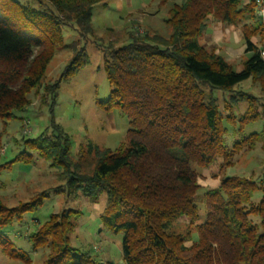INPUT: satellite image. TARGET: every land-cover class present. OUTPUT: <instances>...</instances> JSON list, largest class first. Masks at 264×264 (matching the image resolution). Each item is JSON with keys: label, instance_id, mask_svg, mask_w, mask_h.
Masks as SVG:
<instances>
[{"label": "trees", "instance_id": "trees-1", "mask_svg": "<svg viewBox=\"0 0 264 264\" xmlns=\"http://www.w3.org/2000/svg\"><path fill=\"white\" fill-rule=\"evenodd\" d=\"M46 1L49 8L0 0V119L5 123L15 112L30 107L29 96L43 83L56 53L70 48L64 44L62 27L75 24L81 35L93 34V9L106 0ZM250 1L252 7L246 9L241 8L243 0H182L167 19L172 28L168 39L132 36L130 43L111 50L104 64L111 92L101 106L108 112L119 109L130 124L126 142L117 149L88 146L74 162L71 141L58 125H53L50 135L43 133L25 142L28 150L63 171L69 193L82 189L94 203L106 194L102 224L124 234L125 264H264V173L258 182L223 178L217 188L204 194L206 217L198 224L197 168H210L222 159L223 169L244 145L253 148L264 138L263 125L260 133L227 147L224 122L243 130L261 120L257 98L241 94L249 106L237 121L232 110L224 117L213 94L204 91L209 87L228 92L252 80L261 87L264 107V57L252 40L261 33L260 26L243 28L250 57L240 71L199 43L211 15L228 25L255 19L250 14L256 0ZM73 51L59 80L47 89L53 104L60 83L89 63L84 47ZM90 155L92 170L85 172L81 164ZM33 159L24 151L8 164L32 163ZM5 165H0V173ZM257 192L262 197L256 203ZM46 197L42 193L15 208L0 205V249L9 257L30 261L1 229L21 222ZM77 214L71 210L51 214L29 236L35 249L51 247L46 264H104L70 247ZM181 218L189 223L177 232L175 223Z\"/></svg>", "mask_w": 264, "mask_h": 264}, {"label": "rangeland", "instance_id": "rangeland-1", "mask_svg": "<svg viewBox=\"0 0 264 264\" xmlns=\"http://www.w3.org/2000/svg\"><path fill=\"white\" fill-rule=\"evenodd\" d=\"M24 4L46 8L51 5L46 0H21ZM182 0H106L95 5L92 16L93 34L83 36L75 24L62 27L64 44L68 49L59 50L48 66L47 75L41 86L30 94L31 105L24 112H15V117L3 122L0 119L2 145L0 165L7 163L0 173V205L15 208L28 203L42 193H47L43 205L28 212L21 222L1 229L14 244L19 254L27 255L29 262L11 258L0 249V264H46L52 249L48 245L35 249L29 236L40 229L51 214H62L68 210L78 212L75 229L69 235L70 247L86 252L96 263L125 264L122 242L123 233H114L103 227L101 216L106 206V194L98 202L83 195L82 189L69 193L67 178L63 171L52 167L50 160L38 156L25 147L28 139H36L43 133L51 134L53 125H58L66 133L72 144L71 156L78 161L82 148L98 146L115 150L127 140L130 129L129 119L119 109L108 112L101 106L107 102L111 86L104 71L105 59L111 50L130 43L132 36L168 39L172 28L167 24L170 11ZM263 2V3H262ZM252 7L250 0H243L241 8ZM253 13L255 19L243 20L237 25H228L221 17L211 15L205 31L199 39L208 51L222 56L236 71L250 57L246 52L243 28L258 24L261 33L253 37V43L264 51V0H256ZM249 15V16H250ZM84 47L89 63L72 78L62 81L53 104L48 87L56 83L74 57V48ZM207 95L213 94L223 116L232 110L237 121L249 106L241 94L257 98V108L261 120L246 126L243 130L224 122L228 130L225 144L231 148L252 133H260L264 125L262 91L258 83L247 80L237 84L232 91L211 90L205 87ZM233 97H235L233 99ZM28 151L34 159L32 163H11L19 153ZM91 155L82 162L85 172L92 169ZM222 159L210 168H197L199 174L197 193L201 223L206 217L204 194L217 188L225 177H240L259 181L264 173V138L251 148L244 145L240 152L221 169ZM261 192L254 195L257 203ZM253 222L258 219L252 217ZM186 218L179 219L174 229L183 231L188 225ZM196 238L197 236L194 235Z\"/></svg>", "mask_w": 264, "mask_h": 264}, {"label": "built area", "instance_id": "built-area-1", "mask_svg": "<svg viewBox=\"0 0 264 264\" xmlns=\"http://www.w3.org/2000/svg\"><path fill=\"white\" fill-rule=\"evenodd\" d=\"M261 1V0H260ZM263 3V2H262ZM262 56L264 57V51H262Z\"/></svg>", "mask_w": 264, "mask_h": 264}]
</instances>
